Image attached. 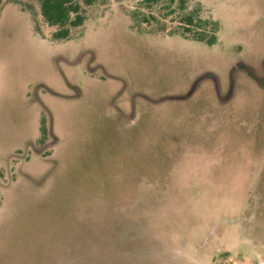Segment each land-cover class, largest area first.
Segmentation results:
<instances>
[{
	"label": "rangeland",
	"instance_id": "rangeland-1",
	"mask_svg": "<svg viewBox=\"0 0 264 264\" xmlns=\"http://www.w3.org/2000/svg\"><path fill=\"white\" fill-rule=\"evenodd\" d=\"M138 7L2 6L0 264H264V0H190L213 45Z\"/></svg>",
	"mask_w": 264,
	"mask_h": 264
},
{
	"label": "trees",
	"instance_id": "trees-1",
	"mask_svg": "<svg viewBox=\"0 0 264 264\" xmlns=\"http://www.w3.org/2000/svg\"><path fill=\"white\" fill-rule=\"evenodd\" d=\"M7 0H0V11ZM44 21L55 30L56 40L68 39L74 29L84 25L88 18V8L99 0H37ZM140 7L129 11L139 25L155 27L154 30L169 35H180L186 39L213 45L218 41L219 21L211 16H203L201 8L188 10L190 0H136ZM159 6L157 12L151 9ZM149 8L146 12L143 8ZM47 133L44 124L42 137ZM54 146V144H52ZM43 155V153H42Z\"/></svg>",
	"mask_w": 264,
	"mask_h": 264
}]
</instances>
